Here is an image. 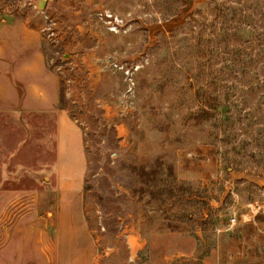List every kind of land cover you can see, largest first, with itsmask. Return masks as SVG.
Instances as JSON below:
<instances>
[{
	"label": "rangeland",
	"instance_id": "obj_1",
	"mask_svg": "<svg viewBox=\"0 0 264 264\" xmlns=\"http://www.w3.org/2000/svg\"><path fill=\"white\" fill-rule=\"evenodd\" d=\"M34 1L0 13L35 12L83 145L57 178L43 123L28 138L0 117V246L46 233L90 264H264V0ZM242 62L255 80L227 71Z\"/></svg>",
	"mask_w": 264,
	"mask_h": 264
},
{
	"label": "crops",
	"instance_id": "obj_2",
	"mask_svg": "<svg viewBox=\"0 0 264 264\" xmlns=\"http://www.w3.org/2000/svg\"><path fill=\"white\" fill-rule=\"evenodd\" d=\"M34 13L31 9L18 10L14 14L0 13V117L13 124V128H26L24 137L28 138L33 137V130L35 137L38 122L43 123L46 131L43 141L55 148L53 167L58 178L70 139L80 140L83 145L82 135L68 112L60 108L59 78L46 66ZM76 189L65 188L61 192L76 193ZM76 223L85 239L83 220L77 219ZM39 237L42 238L37 243L43 242L44 249L40 246L28 249L25 244L16 251L9 248L13 238L7 237L0 246V264H69L68 256L73 257L72 264H90V253L86 257L81 256V251L79 255V248L66 250L68 238L62 239L65 246L57 239L59 249L46 252L52 238L46 233Z\"/></svg>",
	"mask_w": 264,
	"mask_h": 264
},
{
	"label": "trees",
	"instance_id": "obj_3",
	"mask_svg": "<svg viewBox=\"0 0 264 264\" xmlns=\"http://www.w3.org/2000/svg\"><path fill=\"white\" fill-rule=\"evenodd\" d=\"M263 43H264V39H263ZM241 52H243V51H241ZM263 53H264V48H263ZM253 65L256 66L255 64H252V63H245V62H242V63L239 64V65H236V64H234V63H230V64L228 65L229 68H227V69H228L227 71H229L230 73L232 72L233 74H234L235 72H240L239 70H236V68L238 67V68H241V69H242V72H240L241 74H243L245 68L247 69V71H248L249 74H252V73H250V71L248 70V68H249V67H253ZM262 73H264V72H262ZM259 74H260L259 71H258L256 68H254V72H253V74H252V75H253L252 80H255V77H258ZM245 75H246V74H245ZM252 82H254V81H252ZM254 83H255V82H254ZM232 117H233V114H231L230 116H228L227 119L230 120ZM240 118H241V119L243 118V119L241 120V121H243V122H245V120H246V121H251V120H252L251 115H250L249 113H246V112H244L243 114H241V115H240Z\"/></svg>",
	"mask_w": 264,
	"mask_h": 264
},
{
	"label": "water",
	"instance_id": "obj_4",
	"mask_svg": "<svg viewBox=\"0 0 264 264\" xmlns=\"http://www.w3.org/2000/svg\"><path fill=\"white\" fill-rule=\"evenodd\" d=\"M46 1L45 0H36L34 2H31V4H34L38 11H41L45 6Z\"/></svg>",
	"mask_w": 264,
	"mask_h": 264
}]
</instances>
